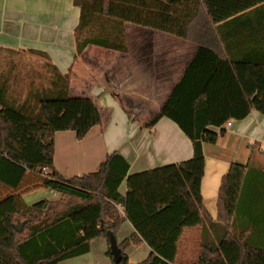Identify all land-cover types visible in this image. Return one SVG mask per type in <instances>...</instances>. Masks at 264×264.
<instances>
[{
  "label": "trees",
  "instance_id": "obj_1",
  "mask_svg": "<svg viewBox=\"0 0 264 264\" xmlns=\"http://www.w3.org/2000/svg\"><path fill=\"white\" fill-rule=\"evenodd\" d=\"M73 2L80 7L78 56L89 45L126 52L128 23L199 44L161 110L144 123L153 127L162 117L170 118L191 140L194 154L129 174L128 161L114 152L95 172L63 177L54 165V134L74 130L82 138L102 124L100 111L90 97L70 95L71 74H62L43 51L31 50L44 59L45 75L40 77L46 83L31 84L23 98L11 91L16 79L11 57L21 51L9 50L11 57L0 71V264H58L89 252L94 238H108V229L116 233L124 220L135 232L119 244L122 258L115 264H187L180 261L181 251L186 231L194 228L202 245L191 264H264V163L258 160V155L264 157V144L254 142L248 161L232 163L223 175L215 220L206 213L201 191L204 144L216 143L229 120L243 119L252 110L264 114L263 50L252 61L253 68L241 65L244 59L229 60L226 51L221 55L210 42L219 40L218 26L251 12L256 16L249 18L255 17L249 35L264 37V0ZM204 59L214 68L209 77L197 79ZM232 66L239 79L226 85L224 77L234 72ZM125 180L127 192L122 195L119 188ZM39 187L60 197L28 204L24 194ZM18 221H27L21 232L14 228ZM141 243L151 252L131 263L125 251Z\"/></svg>",
  "mask_w": 264,
  "mask_h": 264
},
{
  "label": "crops",
  "instance_id": "obj_2",
  "mask_svg": "<svg viewBox=\"0 0 264 264\" xmlns=\"http://www.w3.org/2000/svg\"><path fill=\"white\" fill-rule=\"evenodd\" d=\"M255 14L238 16L218 26L219 40L211 41V46L221 55L226 51L229 60L244 59L247 62L241 65L254 68L252 61L261 55L259 52H264V37L257 39L249 35L250 20L255 17L249 18ZM79 18L80 7L73 0H0V71L1 65L6 63L4 56L10 55L9 50L29 54H33L31 50L43 51L62 74H71L70 95L90 97L102 117V124L92 127L82 138L74 130L54 134L56 170L65 178L95 172L114 152L128 161L129 174L190 159L194 154L193 144L177 123L165 116L153 127H145L144 123L161 110L198 52L199 44L128 23L127 28H131L129 33L127 31L126 52L89 45L78 56L75 29ZM213 68L212 61L199 62L197 79L209 77ZM232 69L234 72L224 77L226 85L239 79L236 69L233 66ZM121 96L131 99V108L126 107ZM229 121L226 132L216 143L204 144L201 191L206 213L213 220L218 215L223 175L232 163L248 161L254 142L264 144V114L258 110H252L243 119ZM258 160L264 163L263 156L258 155ZM41 189L44 194L49 192L52 197H60L57 191L53 193L50 188L39 187L26 192L24 200L30 204L43 193ZM119 191L126 194V180ZM52 197L50 199H56ZM119 210L124 214L123 208ZM134 232L132 223L124 220L115 233L118 244ZM191 232L193 237H190ZM199 232L197 228L186 231L181 254H186L193 244L200 250ZM93 248L101 249L99 254L102 255L101 258L94 256V263L115 264L109 253L108 238H94L89 253ZM141 250L144 257L151 252L146 243L131 244L126 249L131 263L138 262L133 257Z\"/></svg>",
  "mask_w": 264,
  "mask_h": 264
},
{
  "label": "rangeland",
  "instance_id": "obj_3",
  "mask_svg": "<svg viewBox=\"0 0 264 264\" xmlns=\"http://www.w3.org/2000/svg\"><path fill=\"white\" fill-rule=\"evenodd\" d=\"M127 25V24H126ZM131 28V26H128ZM130 28L125 29V33H126V41L128 44V34L127 31L129 33ZM134 34V33H133ZM10 55H6L4 56V59H8ZM11 57V56H10ZM14 62H16L15 64V72L14 74H16L15 76V80L12 79V83H11V91H15V93H18L22 98L25 97L27 91L29 90V86L33 83L35 84H45L46 81H41L43 79H41L40 74H44V70L42 67V63L44 61L43 58L34 55V54H29V53H19L16 55H12L11 57ZM5 65V64H4ZM11 79V78H10ZM122 99V102L126 105V107L131 108V99L128 98L127 96H121L120 97ZM149 113V112H148ZM146 113V114H148ZM44 190H40V192L42 193ZM52 194H50L49 192H47L46 194H44V192L39 195L38 198H36L35 200L31 201V203L39 201L41 199L44 198H51ZM56 195H53L52 198H56ZM30 203V204H31ZM22 222V221H20ZM193 233H190V237H193ZM190 250L186 253V254H181V260L183 262H186L187 264H191L197 257H198V251L195 249V244L190 245ZM101 249L98 248H93L92 252H87L85 254L82 255H78L72 258H68L65 260L60 261L61 263L59 264H99V263H94L93 261V257H98L99 251ZM143 250H141V252H137V256H134L133 258H135V260H138V262L144 260L146 257H144V255H141ZM139 253V254H138ZM102 255H100L101 258ZM102 260V259H101Z\"/></svg>",
  "mask_w": 264,
  "mask_h": 264
},
{
  "label": "water",
  "instance_id": "obj_4",
  "mask_svg": "<svg viewBox=\"0 0 264 264\" xmlns=\"http://www.w3.org/2000/svg\"><path fill=\"white\" fill-rule=\"evenodd\" d=\"M102 220L103 221L106 220L105 215H103V219ZM26 222L27 221H23V222L18 221L14 225V228L18 232H21L23 230L24 225L26 224ZM107 237H108V240H109L110 252H111V255L113 256L114 263H118L121 260V258H122V248L119 246L116 234L112 230L108 229Z\"/></svg>",
  "mask_w": 264,
  "mask_h": 264
},
{
  "label": "built area",
  "instance_id": "obj_5",
  "mask_svg": "<svg viewBox=\"0 0 264 264\" xmlns=\"http://www.w3.org/2000/svg\"><path fill=\"white\" fill-rule=\"evenodd\" d=\"M0 109H1V106H0ZM230 125V121H228L225 125H224V127H227V126H229ZM221 128L220 127H218L217 128V130L219 131ZM48 174V170L47 169H44V175H47ZM52 192L53 193H56V191L55 190H52Z\"/></svg>",
  "mask_w": 264,
  "mask_h": 264
}]
</instances>
